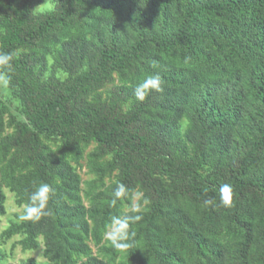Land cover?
I'll return each instance as SVG.
<instances>
[{
    "label": "trees",
    "instance_id": "1",
    "mask_svg": "<svg viewBox=\"0 0 264 264\" xmlns=\"http://www.w3.org/2000/svg\"><path fill=\"white\" fill-rule=\"evenodd\" d=\"M42 1L0 0V55L11 56L0 74L23 117L0 102V175L11 176L32 206L33 193L50 187L44 208L7 236L24 235L23 247L34 248L43 225L47 258L61 254L73 264L71 257H89L85 238L97 245L138 191L145 210L125 216L129 227L101 248L104 256L123 250L138 264H264V0H52V12L37 14ZM61 44L44 78L47 55ZM113 74L140 83L159 75L163 90L140 102L135 87H120L108 104L98 96L87 103ZM48 138L74 160L94 145L90 172L99 181L115 174L89 209L78 204L77 179L43 143ZM225 184L231 192L222 200ZM222 233L233 239L228 248L217 241Z\"/></svg>",
    "mask_w": 264,
    "mask_h": 264
},
{
    "label": "rangeland",
    "instance_id": "2",
    "mask_svg": "<svg viewBox=\"0 0 264 264\" xmlns=\"http://www.w3.org/2000/svg\"><path fill=\"white\" fill-rule=\"evenodd\" d=\"M54 4L52 0H43L42 3L36 8L35 12L37 14L49 13L54 10ZM65 41V40H64ZM65 45L61 44L58 48L50 49L51 54H48L45 60L46 66L48 67V72L45 73V77L49 75L51 67L57 58V50H62ZM61 52V51H60ZM56 78L60 81L65 80V75L63 73L56 72ZM140 81L135 79L131 74L120 76L118 74H113L110 80L103 85L99 90H97L93 95H91L86 102L93 104L94 99L97 97L101 103H109L110 97L113 91L120 87H136ZM0 102L7 105L9 113L17 120L22 121L23 117L20 113V106L15 94L8 88L5 78L0 74ZM130 109V102H126L121 107V112L125 114ZM177 131L180 136H184L188 129V123L185 117L180 118L177 123ZM11 128L6 127L4 135H11ZM43 143L47 146L48 150L52 152L56 159H60L61 153L59 150L60 143L56 140L44 139ZM94 145H89L85 148H81V156L79 159L74 160L71 153L65 154L62 158L70 169L71 174L77 179V193L80 204L85 210L91 207L92 196L99 192L105 190L109 185L114 183L115 174H111L104 177L101 181L97 179L90 172V164L87 156L94 149ZM188 154L189 151H187ZM104 159L100 163L105 162ZM3 167V163H0V171ZM209 169L202 170L200 173L205 175L209 173ZM24 173V172H23ZM17 176V174H15ZM14 176V177H15ZM0 205L2 212L0 214V264H25L29 259H32L36 264H65L61 254L54 258H47L45 255V244L43 239V233L46 231V227L41 225L38 229V233L35 239L34 248H24L22 241L24 235L17 234L14 236H7V231L12 225L20 224L24 219L22 217L28 215L26 205H32V202H25L21 199V196L12 186V178L7 174L0 175ZM72 206V205H71ZM146 201L142 197V193L135 191L133 192L124 202H122L119 207V216L117 218L125 219L126 215L133 213H140L145 210ZM117 226L114 224V220L111 221L109 226H107L101 235L100 242L96 245L92 242L90 237L85 238V244L89 249V257H71L73 264H82L86 262L89 258L101 261L106 264H138L136 261H128L125 257V251L118 252L113 257L104 256L101 252V248H109L112 244L114 238L118 234L116 232ZM222 243L224 248H228L233 242V239L222 233L218 235V239ZM232 255H225V262H228ZM233 257V256H232Z\"/></svg>",
    "mask_w": 264,
    "mask_h": 264
},
{
    "label": "clouds",
    "instance_id": "3",
    "mask_svg": "<svg viewBox=\"0 0 264 264\" xmlns=\"http://www.w3.org/2000/svg\"><path fill=\"white\" fill-rule=\"evenodd\" d=\"M11 60L10 55H0V64H5L9 65V62ZM10 66V65H9ZM161 87V78L159 75H152L147 77L143 82L139 83L135 89H134V95L135 98L143 102L147 96L155 91V92H160L162 91ZM124 187L121 185L119 189L116 192V195L119 196L123 193ZM231 192V187L230 185H222L220 188V193H221V198L222 200H227L229 198ZM50 193V187L47 184H42L35 193L31 196V200L33 202H38V206H32V205H26L27 213L28 215L22 217L23 219H28L29 216L32 213H38L40 212L41 209L44 208L46 200L48 199V194ZM142 217L141 216H135V220H140ZM114 224L117 226L116 232L120 233L121 230L127 229L129 227V222L128 219H120V218H115L114 219ZM125 236L127 233H123ZM117 247H127V245L123 244H117Z\"/></svg>",
    "mask_w": 264,
    "mask_h": 264
}]
</instances>
